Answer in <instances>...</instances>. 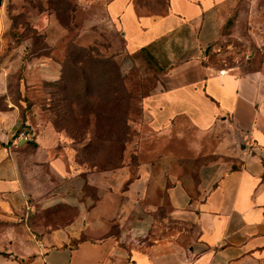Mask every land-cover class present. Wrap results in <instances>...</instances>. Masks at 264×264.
Instances as JSON below:
<instances>
[{"label": "crops", "instance_id": "1", "mask_svg": "<svg viewBox=\"0 0 264 264\" xmlns=\"http://www.w3.org/2000/svg\"><path fill=\"white\" fill-rule=\"evenodd\" d=\"M235 1L168 0L164 15L139 14L136 0L107 1L130 55L171 37L193 45L144 105L155 134L185 121L198 141L183 133L182 145L204 164L194 178L166 169L159 181L142 160L134 173L127 166L84 171L73 141L53 126L33 129L29 142L19 137L0 149V213L30 219L23 259L0 264H264V57L227 68L207 57Z\"/></svg>", "mask_w": 264, "mask_h": 264}, {"label": "rangeland", "instance_id": "2", "mask_svg": "<svg viewBox=\"0 0 264 264\" xmlns=\"http://www.w3.org/2000/svg\"><path fill=\"white\" fill-rule=\"evenodd\" d=\"M107 1L7 0L8 26L0 34V141H10L18 131L30 137L34 130L53 126L77 145L84 171L127 166L134 173L142 160L157 171L155 181L166 169L194 178L204 161L190 157L195 151L182 145V138L185 133L196 142L197 134L185 121L172 133L155 134L144 105L147 97L164 89V79L175 65L189 60L183 52L192 54L193 45H175L171 37L147 52L130 55L108 18ZM168 4V0H136L139 14L164 15ZM82 49L91 57H85ZM207 57L209 64L225 68L261 60L264 0H236ZM48 63L56 69L46 70ZM185 152L187 160L168 164L160 160L168 153ZM154 153L158 157L150 161ZM156 212L162 218L168 210ZM29 222L22 211L0 213L3 261L23 259L20 253L28 250L30 241L25 237L30 234Z\"/></svg>", "mask_w": 264, "mask_h": 264}, {"label": "trees", "instance_id": "3", "mask_svg": "<svg viewBox=\"0 0 264 264\" xmlns=\"http://www.w3.org/2000/svg\"><path fill=\"white\" fill-rule=\"evenodd\" d=\"M158 45V44H157ZM152 46V45H151ZM150 47V46H149ZM149 47H146V48H143V49H141V50H139L137 53H144V52H147L148 51V49H149ZM83 51H84V53H85V57H91V52L89 51V50H84V49H82ZM137 53H135V54H137ZM135 54H132V55H135ZM70 66L71 67H74L75 66V62H71V64H70ZM122 81V80H121ZM112 86V92L113 93H115V91L117 90V87H116V85L115 84H113V85H111ZM117 94V93H116ZM118 95H115V101L116 102H118V101H120L119 99V96L117 97ZM113 118L114 117V115H112V114H109V118ZM22 135V133H21V131H18L17 133H16V135L13 137V139L11 140V141H9L8 143H4V142H1L0 141V149L1 148H3V149H6V148H8L11 144H15V142L18 140V138L20 137Z\"/></svg>", "mask_w": 264, "mask_h": 264}, {"label": "built area", "instance_id": "4", "mask_svg": "<svg viewBox=\"0 0 264 264\" xmlns=\"http://www.w3.org/2000/svg\"><path fill=\"white\" fill-rule=\"evenodd\" d=\"M221 73L222 74H225L226 72L225 71H222ZM20 140H23L24 142H29L30 141V138L28 136H26L25 134H22L20 136Z\"/></svg>", "mask_w": 264, "mask_h": 264}]
</instances>
